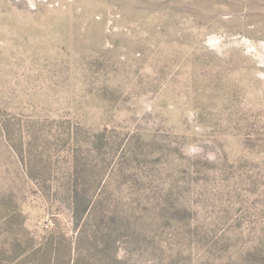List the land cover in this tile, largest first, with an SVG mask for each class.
Here are the masks:
<instances>
[{
    "label": "rangeland",
    "instance_id": "1",
    "mask_svg": "<svg viewBox=\"0 0 264 264\" xmlns=\"http://www.w3.org/2000/svg\"><path fill=\"white\" fill-rule=\"evenodd\" d=\"M0 264H264V0H0Z\"/></svg>",
    "mask_w": 264,
    "mask_h": 264
}]
</instances>
